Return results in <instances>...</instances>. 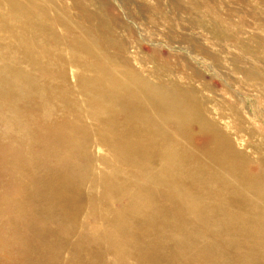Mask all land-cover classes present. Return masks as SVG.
<instances>
[{
  "label": "rangeland",
  "instance_id": "obj_1",
  "mask_svg": "<svg viewBox=\"0 0 264 264\" xmlns=\"http://www.w3.org/2000/svg\"><path fill=\"white\" fill-rule=\"evenodd\" d=\"M29 1L32 2V9L34 10V16L30 22L24 17L12 18L13 20L10 18V21L0 20L1 22L3 21L2 23L0 22V39L3 42L10 40V43H16L18 40L24 39L23 37H28L27 39L25 38L24 41H21L27 44L29 43L24 57L22 56L23 58H20V61L22 59L23 61L14 63H18L16 66L13 65L18 69H22L25 72L27 71V85L24 81L20 82L19 80L11 84L0 82V88L3 90H0V93L7 94L8 91L9 93H17L19 90L17 93L19 94L21 93L19 87L23 90L24 85L27 87V98L37 93L31 98L29 97L28 103L25 105L23 104V99L17 100L22 113H14V116H12L13 120L11 116H9L13 113L0 102V104H2L0 105V108L2 106L1 111L4 112V114L7 113V116H5L0 111V124L4 126V128L0 126V130L2 129L0 133L2 132L1 134H3V136L0 134V140H2L0 141V264H148L146 262L150 264H155L156 262V264H181L187 261H193V256L189 255L180 256L177 262L169 260L157 247L162 238L160 230L162 227L159 226L156 232V230H152L149 224L142 225L143 223L128 226L130 229L129 235L127 237L121 236L123 243L126 244L125 247L131 251L129 254L128 252L123 253V255L111 252L110 247H108V242L99 241V238L107 226L106 223L108 218L110 219V217H112L111 220H113L117 210L125 204V200L120 202L115 201L111 206L103 204L98 211H95L91 206L92 203H90V198L92 196H97V198L99 196L100 198V196H103L104 190L102 187L94 188L90 183V179H88L85 187V190L88 189L85 191L86 198H84L79 205H73L77 212L74 216L68 215L67 217L65 216L67 214L65 211L66 214L63 215L64 210L62 211L60 207H57L53 200V194L51 195L49 192L53 191L51 190L52 187L59 184L60 182L58 181L60 180L65 186L61 183L59 185H63V187L67 189L71 186L70 188L73 189L75 187L74 181L78 178L79 174L75 171L68 178L65 177L64 174H66L67 162L59 158L58 160L57 158H54L55 160L50 159L53 158L50 156V152L54 150V144L53 142L47 143L46 141L43 143L40 141L38 132L45 125L61 121L64 117L76 120L77 115L87 109L85 105L86 102L81 101L83 95L84 97L82 99H87L86 93H83V88L80 89V85H82L80 83H82V79L84 78L83 76H87L84 68L85 63L91 60L89 59L90 56H88L85 51L95 53L97 49L95 54L97 55L98 61L101 63L104 62L103 64H106L105 66H108L109 63L112 65V60L123 62L125 58H128L131 64L129 67L137 72L140 69L139 73L141 75L143 74V77H147L149 80H155L152 69L155 71L158 69L164 79L166 78V82L174 80L184 84L186 87H195L192 93L197 95L201 103L210 111L212 119L227 131L236 148L250 156L253 159L254 167H257L260 156H264V0ZM2 4L3 6H0V9L4 8L3 10H6V3H1V5ZM16 23L20 25L16 26ZM10 29L13 31L11 32ZM8 31L10 32L8 33ZM21 33L22 35H24V33L27 35L22 36ZM39 33L43 34L40 35ZM1 35H3V37ZM76 36H78V39L80 37L82 38L79 39V41H81L80 48L76 49V51H72L69 48H71L72 41L75 40ZM8 37H10L9 40ZM86 42H88V44ZM93 48L95 51H93ZM15 52H17V47ZM33 53H35V56H33ZM82 53L86 54L87 57ZM11 55H13V52H11ZM73 55L76 56V59L78 58V61L74 60L75 57L73 58ZM80 55L86 58H82ZM101 58L104 59L101 60ZM25 60L27 61L25 62ZM30 62L31 64H29ZM2 63L3 61H0V68L4 67L2 65H5V62ZM23 64L24 66H22ZM113 65H109L110 67L108 66V68H110L109 70L114 73L115 71H119L116 70L117 64L115 63ZM5 67L7 66L5 65ZM83 72L86 75H84ZM62 73H64L63 76ZM117 73L122 75L120 71L116 72L114 75H118ZM78 77L81 80L78 81ZM29 81L33 84L34 88ZM15 84L18 85L16 86ZM36 86L37 88H35ZM65 86H68L67 89ZM78 86L80 88H77ZM14 87L17 90H15L16 92L13 90ZM52 87L59 91L56 92ZM79 89L82 91L80 94ZM35 90L38 92H35ZM43 90H46V93H44ZM33 91L34 94H31ZM67 91L71 92L68 93ZM53 93L60 94L61 97ZM40 94H42V96ZM33 98L34 101L32 100ZM48 100L52 102H46ZM58 101H60L61 104L58 103ZM80 101L83 103H80ZM35 105H41L42 108L40 110L35 109L33 108ZM80 105L82 108H79ZM24 106L25 108L28 107L26 111L24 110ZM63 107L65 109H63ZM30 108H32V110ZM50 108L53 109L50 110ZM17 115L22 116L19 117ZM24 116H26V118H24ZM6 117H10L8 122ZM15 117L17 120H15ZM27 118L30 119L28 120L30 122L27 121ZM10 119L13 123L10 122ZM19 122L32 128V132L29 127H24V130L22 128L24 125L22 124V126H20L21 124ZM32 125L35 127L33 128ZM7 127L11 131L8 130ZM18 129L21 130L24 135L21 136ZM3 130L6 132L8 130L9 136ZM13 132H15L14 135L17 133L19 137L17 135V137L14 136ZM35 132L37 135H35ZM27 133L29 136L31 135V138L27 139ZM14 137H16V141H14ZM9 139L10 141L13 139L12 141L14 143H18L17 146L23 147L24 151L21 150L22 152L26 150L30 152V148L32 149L34 147L31 153H35L36 160L42 162V164H38L37 162L38 165L36 164L34 168L32 167L34 170L30 165V168L23 171L8 166L7 163L12 162L13 158L14 161L15 157H19L14 156L13 146L15 147L16 145H13V142L8 143ZM4 141L6 142L4 143ZM66 147L68 151H64L63 148H60L62 149L61 151H70L71 154L70 148L72 149V147ZM51 148L53 149L51 150ZM87 149L88 151L90 150L89 152L92 154L91 162L93 165L91 162V167L89 163L86 164V162L89 161L83 157L80 158L81 166L90 167L91 171L93 170V172H95L93 174L95 176L98 175L97 177L99 178L103 177L104 172L109 174L111 169L103 160L104 157L109 158L110 156V151H107L108 148L93 143L90 144ZM42 153H45V156ZM36 160L33 162L36 163ZM46 162H50V164ZM62 163H64V167ZM57 164H59V166ZM55 167L58 171H56ZM29 169L35 174L28 172ZM100 171L103 172L101 173ZM31 173L32 176H28L31 175ZM37 174L38 176L34 177ZM43 176H46V179ZM59 178L60 180H58ZM51 180L57 181V184ZM51 182L52 185H50ZM72 183H74V186ZM43 186L46 189L43 188ZM89 188H91V190H89ZM45 191L47 193H45ZM89 191H91L90 194H88ZM40 204L43 205L41 206ZM54 204L56 206H54ZM43 206H45V208ZM50 207L53 208L51 209ZM111 209L112 211H109ZM57 210L58 212H56ZM99 212L103 215H100ZM56 213L60 214L57 215ZM91 213H95V215ZM69 216L72 217L70 218ZM102 216H104L103 218L106 217L107 221L103 219ZM97 221L100 223L97 224ZM138 224H141V226L137 227ZM91 225L94 226L91 227ZM89 226L92 228L90 229L91 231L89 230ZM214 230L215 229L209 226L207 231H201V234L194 239L196 242L190 243V252L193 254L196 253L198 245L211 247L219 244L221 240L223 245H225L224 247H229L227 246L229 244V237L223 235L220 238L218 232ZM130 232H132L133 235ZM193 232H195V230L188 229L189 234ZM135 233L137 236L134 235ZM91 235L92 237L94 236L96 240H93ZM199 236L201 237L199 238ZM128 237L132 240V243H130L131 241ZM179 237V235H174L170 237V240L173 238L172 241H175L176 238ZM206 238L210 239L207 240ZM137 239L138 241H135ZM92 241L95 242L93 243ZM105 247L108 248V251ZM147 247L155 249L153 252L155 253V259L153 261L149 258L147 259L144 254V251L148 249ZM134 251H137L136 253L139 255ZM141 254L144 256L142 257ZM137 256L141 260L137 259ZM199 262H202V264H214V261L208 257L203 258V260Z\"/></svg>",
  "mask_w": 264,
  "mask_h": 264
},
{
  "label": "bare ground",
  "instance_id": "obj_2",
  "mask_svg": "<svg viewBox=\"0 0 264 264\" xmlns=\"http://www.w3.org/2000/svg\"><path fill=\"white\" fill-rule=\"evenodd\" d=\"M1 3H6L7 8L6 10H3L4 8L0 9V20L3 19L5 21H10V18L15 19L17 17H24L27 21L30 22L34 16V10L32 9L33 5L32 2L29 0H0V6H3V4L1 5ZM17 25L20 24L16 23V26ZM12 31L13 30H11V32ZM9 32L10 31H8V33ZM42 34L43 33H41L40 35ZM1 36L3 37V35ZM23 38L25 39L26 37ZM9 39L10 37H8V40ZM24 39L21 40L24 41ZM79 39L82 38L80 37ZM79 39L78 36H76L75 40L72 41L71 48L69 49H71L72 51L74 50L76 51V49L80 48L81 41H79ZM21 40H18V42L16 43L14 42L10 43L9 42L10 40L7 42H3L0 39V61H3V63L5 62V65L7 66L5 67V65H2L4 67L0 68L1 83L4 82L11 84L13 82L14 83L18 82L17 80H19L20 82L24 81V83H26L27 85V74H28V73L26 74L27 71L25 72L24 70L18 69L17 67L13 66V65L16 66L18 64V63L17 64L14 63L20 61V58L22 56L24 57L26 53L27 45H29V43L28 44L24 43ZM86 43L88 44V42ZM16 47H17V52H15ZM93 51H95L94 48ZM11 52H13V55H11ZM85 52L88 56H90L89 59L91 60L86 62L87 65L85 63L84 68H85V72L87 73V76H83L84 78L82 79V83L79 82L80 84H82V85L79 84L81 88L79 86L77 88L80 89L83 88V93H86L87 96V99L85 98L86 101L85 99L84 100L82 99L84 97L83 94H82L83 96L81 95L82 96L81 101L87 103V104L85 103L87 109H85L84 111L82 109L83 112L77 115L76 120H72L69 117H64L61 121H57L49 125H45L38 132L40 141H42L43 143L46 141L47 143L53 142L54 144L53 146L54 150H52L53 148H51L52 151L49 149L51 151L50 156L53 157L50 159L53 160L54 158H57L58 160L59 158L67 162V168L65 171L66 174H64L65 177L68 178L75 171H77L79 174L78 178H76V180L74 181L75 187L73 189L70 188L71 186L69 187V189L64 188L63 187L64 183H61L62 181L60 180V178L58 179L60 180L58 182H60L63 185H59L60 183L57 184V181L51 180L54 181L57 185L53 186L52 189L50 187V189L53 191L49 193L51 195L53 194V200L57 205V207H60L62 211L64 210L63 215L66 214L65 213L66 211L67 214L65 216L67 217L68 215L74 216L77 210L74 209L73 205L75 204L79 205V203L84 198H86L85 191H87L88 189L85 190V187L88 182V179H90V183L94 188L102 187V189L104 190V193L102 194L103 196H100V198L99 196L98 198L97 196L96 197L92 196L90 198L91 202L88 201L92 203L91 206L95 211L96 210L98 211V209H100L101 205L103 204H107L108 206H111L112 203L115 201L120 202L122 200H125V204L122 207L120 206L121 207L120 209L118 208L119 210H117L116 216L113 218V220H111L112 217H110V219L107 217L108 218L107 221L106 217L103 218L104 216H102L103 219H106L107 226L103 232L101 231L102 234L99 238V241L101 240L108 242L109 245L108 247H110L111 252H114L115 254L119 253L123 255V253L125 252H128V254L129 252H131L130 250H128V248L125 247L126 244L123 243V239L121 238V236L127 237L129 235L130 229L128 226H133L137 223H143L142 225L149 224L152 227V230H156V232L159 226L162 227V229H160L162 233L161 235L162 238L160 243L158 242L159 246L157 247L159 251L161 250V253H164L166 257L171 261L177 262L180 259V256L189 255V256H193L192 258L193 261L191 262L187 261L181 264H202V262L199 261L203 260V258L205 257L211 258V260L214 261L213 262L214 264H264V156L263 155L260 156L257 162V167H254L253 159L244 152L236 148L231 138L229 137L227 131L224 130L221 125L217 124V122H215L212 119L210 111H208L204 106V104L201 103L200 99L197 98L198 96L192 93L193 90H195V87H186L184 86V84L178 83L174 80H172L171 82H166L165 81L166 78L164 79L161 72H159L157 68H156L157 71L152 69V73L154 74L155 80H149L147 79V77L146 78L143 77L144 76L143 74L141 75L139 73L140 69L137 72L131 69V67H129L131 64L129 63L128 58H125L123 62L120 61L116 62L112 60L113 64L115 63L117 64L116 70H119L123 76L119 75V73H117L118 75H114L116 72L119 71H115V73L111 72L108 66L109 65L112 66L113 64L111 65L109 63L108 66H105L106 64L104 65L103 64L104 62L102 63L99 62L97 55L95 54L97 52V49L95 53L90 51H85ZM33 54H34L33 56H35V53ZM86 54L83 55L87 57ZM80 56L82 58H86L83 57L82 55ZM74 57H75L74 60L78 61V58L76 59L75 55H73V58ZM102 59L104 58H101V60ZM22 61L23 59L20 62ZM26 61L27 60H25V62ZM29 64H31V62ZM22 66H24V64ZM63 74L64 73H62V76ZM84 75L86 74L84 73ZM77 80L79 81L81 79L79 78ZM29 83L33 87V84L30 81ZM19 88L21 90L20 91L21 93L19 94H17L19 90L17 93H13V92L9 93V91L8 93L5 92L7 94L0 93V102H2L5 105V107L9 109V111H11V113H13V114L9 113L11 115L8 114L9 116H11V119L12 116H14V113L15 114L22 113V110L19 107L17 100L23 99L24 100L23 104L25 105L28 103L29 97L31 98L32 96L37 94V93L34 94L33 91L31 94L34 95L31 96L29 94L30 96H28L27 98L26 95L27 87H25L24 85L23 90L21 87ZM35 88H37V86ZM0 90H2V88H0ZM13 90L14 91L16 90L15 87ZM46 90H43V92L46 93ZM53 90H56V88H53ZM57 91L59 90H56V92ZM35 92L38 91L35 90ZM67 92L69 93L71 91H67ZM81 92L82 91L80 90L79 94ZM40 95L42 96V94ZM54 95L60 96V94L57 93ZM32 100L34 101V98ZM81 101L80 103H83ZM46 102H50V100ZM58 103H60V101H58ZM26 108L24 106L25 111ZM33 108L40 110L42 106L35 105ZM79 108H82V106L80 105ZM30 109L32 110V108ZM52 109L50 108V110ZM63 109L65 108L63 107ZM1 110H2V106L0 108V111ZM2 113L4 114V112ZM6 114L4 115L7 116ZM17 116L21 117L22 115H17ZM16 117L15 120H17ZM9 118H7V122ZM24 118H26V116H24ZM28 118L27 121L30 120ZM20 124H21L20 126H22L23 123ZM23 125L24 126H22V128L24 130H25L24 127H29L28 125L26 126L25 124ZM1 127L4 128V126ZM34 127L35 126H33V128ZM22 128L21 130H23ZM7 129L10 130L8 127ZM31 129L32 128H30V130ZM8 130L7 132L5 130L3 131H5V133L8 134ZM21 130H19V132L21 133L22 136L24 134H22ZM14 133L15 132H13V135ZM1 135L3 136V134ZM16 135L18 136L17 133ZM35 135H37V133ZM26 136H28L27 139L31 138V135L29 136L28 133L26 134ZM16 137H14L15 139L14 141L17 140ZM12 140L10 141L9 139L8 143L13 142ZM5 142L6 141H4V143ZM93 143L97 145L105 146L108 148L107 151L108 150L110 151L109 158L104 157L103 160L106 163V165L111 169V172L109 174H106L104 172L103 177L101 176L102 178L97 177L98 175L95 176L93 174L95 172H93V170L91 171L90 169V167L93 165V163L91 162L92 154H90L89 152L90 150L88 151L89 148L87 149V147H89L90 144ZM14 144L16 146L18 145V143L13 142V145ZM16 146L15 147L13 146V154H15L14 156L17 157L19 156V157L18 158L15 157L14 161L13 158L12 162L7 163L8 166L16 170L23 171L25 169L27 170L28 168H30L29 167L30 165L31 168L32 167L34 168L37 162L38 164L39 163L42 164V162L36 160L35 153L34 154L31 153L34 147L32 149L30 148V152H28L27 150L25 152H22L21 150H23V147L21 146L16 147ZM66 146L72 147V149L70 148L71 154L70 151L69 152L61 151L62 149L60 148H63L64 151L65 150L68 151V148ZM42 154H44L45 156V153ZM83 157L84 159L86 158L87 161H89L86 162V164L89 163V166L92 164L90 167L86 165H85L86 167L81 166L80 158ZM34 159L36 160V163L33 162L35 161ZM46 163L50 164V162H46ZM64 163H62L63 167H64ZM57 165L59 166V164ZM56 171H58L57 168ZM28 172H32L31 169H29ZM32 173L31 175L28 176H32ZM36 176H38V174L35 175L34 177ZM43 177H45L46 179V176ZM74 183H72L73 186ZM50 185H52V182ZM43 188L45 187L43 186ZM89 190H91V188H89ZM45 193L47 192L45 191ZM90 193L91 191L88 192V194ZM55 204L54 206H56ZM40 205L42 206L43 204ZM107 205L105 206L108 207ZM43 207L45 208V206ZM109 211H112V209ZM56 212H58V210ZM95 213L94 214L91 213V214L95 215ZM100 215L103 214L100 213ZM98 223L100 222L97 221V224ZM93 226L91 225V227ZM140 226L141 224L137 225V227ZM209 226L215 229L214 231L218 232V236L220 238L223 235L229 237V242H228L229 244L227 245L229 247H224L225 245H223V242L221 240L222 244L220 242L219 244H216L211 247L198 245L196 253L194 254L191 253L189 249L190 243H195L196 240L194 239L201 234V231H207L209 229ZM90 229L92 228H90L89 226V230ZM188 229L195 230V232L189 234ZM130 233L132 234V232ZM136 233L134 235H136ZM174 235H179L180 237L176 238L175 241H172L174 237L170 240V237ZM200 237L201 236H199V238ZM92 238L93 240L95 239L94 236ZM130 241H131L130 243H132V240ZM135 241H138V239ZM154 251L155 249H152V247L144 251L146 258L147 259L149 258L153 261L155 259L154 258L155 253H153ZM143 256L144 255H142V257ZM137 259L141 260L139 257ZM146 263L150 264L149 262Z\"/></svg>",
  "mask_w": 264,
  "mask_h": 264
}]
</instances>
